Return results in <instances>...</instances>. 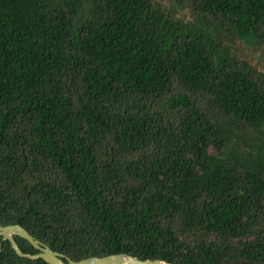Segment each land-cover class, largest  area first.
<instances>
[{
  "label": "trees",
  "instance_id": "trees-1",
  "mask_svg": "<svg viewBox=\"0 0 264 264\" xmlns=\"http://www.w3.org/2000/svg\"><path fill=\"white\" fill-rule=\"evenodd\" d=\"M0 0V225L73 261L264 264V0ZM25 254H36L15 236ZM0 264L18 257L0 236Z\"/></svg>",
  "mask_w": 264,
  "mask_h": 264
},
{
  "label": "water",
  "instance_id": "water-1",
  "mask_svg": "<svg viewBox=\"0 0 264 264\" xmlns=\"http://www.w3.org/2000/svg\"><path fill=\"white\" fill-rule=\"evenodd\" d=\"M0 236L3 241H8L10 243L11 248L18 257L30 260L41 259L47 264H170L161 260H139L127 254H114L73 261L63 254L54 252L47 245L35 239L19 225H0ZM15 236L26 240L35 250H37V253L33 255L23 253L14 240Z\"/></svg>",
  "mask_w": 264,
  "mask_h": 264
},
{
  "label": "rangeland",
  "instance_id": "rangeland-1",
  "mask_svg": "<svg viewBox=\"0 0 264 264\" xmlns=\"http://www.w3.org/2000/svg\"><path fill=\"white\" fill-rule=\"evenodd\" d=\"M161 2L166 8L170 9V12L174 16L182 18L185 21H196L192 2L188 1L182 6L176 5L173 0H161ZM236 54L258 70L264 72V48L260 45H245L244 43H241L236 49Z\"/></svg>",
  "mask_w": 264,
  "mask_h": 264
}]
</instances>
